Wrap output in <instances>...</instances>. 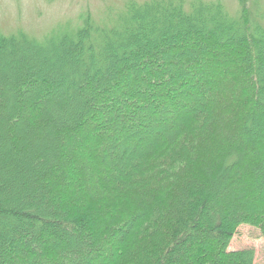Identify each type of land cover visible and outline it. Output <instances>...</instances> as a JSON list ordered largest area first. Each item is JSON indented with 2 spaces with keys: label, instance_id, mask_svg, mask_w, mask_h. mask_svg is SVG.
Wrapping results in <instances>:
<instances>
[{
  "label": "trees",
  "instance_id": "obj_1",
  "mask_svg": "<svg viewBox=\"0 0 264 264\" xmlns=\"http://www.w3.org/2000/svg\"><path fill=\"white\" fill-rule=\"evenodd\" d=\"M128 0L0 33V264H254L264 16Z\"/></svg>",
  "mask_w": 264,
  "mask_h": 264
},
{
  "label": "rangeland",
  "instance_id": "obj_2",
  "mask_svg": "<svg viewBox=\"0 0 264 264\" xmlns=\"http://www.w3.org/2000/svg\"><path fill=\"white\" fill-rule=\"evenodd\" d=\"M128 0H0V33L9 35L17 31L43 39L65 25L78 26L85 12L91 13L98 23L113 12L123 9ZM145 1V0H135ZM192 1V0H187ZM223 3L231 12L239 10L238 0H204ZM255 15L264 16V0H253ZM264 23V21H262ZM261 231L243 225L234 236L229 251L255 250V263L264 264V238Z\"/></svg>",
  "mask_w": 264,
  "mask_h": 264
}]
</instances>
